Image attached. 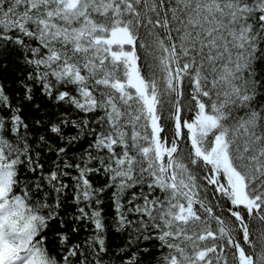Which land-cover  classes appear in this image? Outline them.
<instances>
[{"label": "snow or ice", "instance_id": "6c2138e0", "mask_svg": "<svg viewBox=\"0 0 264 264\" xmlns=\"http://www.w3.org/2000/svg\"><path fill=\"white\" fill-rule=\"evenodd\" d=\"M0 264H264V0H0Z\"/></svg>", "mask_w": 264, "mask_h": 264}]
</instances>
